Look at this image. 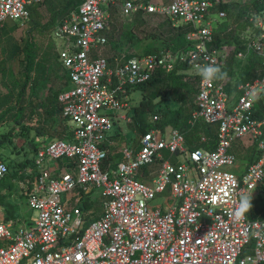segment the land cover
<instances>
[{"label": "built area", "instance_id": "1", "mask_svg": "<svg viewBox=\"0 0 264 264\" xmlns=\"http://www.w3.org/2000/svg\"><path fill=\"white\" fill-rule=\"evenodd\" d=\"M254 1L261 6L254 7L250 35L236 56L256 54L260 73L239 87L233 104L231 77L208 84L200 70L226 66L227 46L214 42L217 22L229 13L214 9ZM40 2L0 0V26L25 24ZM112 8L131 23L138 14L183 23L190 47L175 54L124 53L111 65L102 49ZM52 36L71 82L59 94L69 138L39 146L34 166L19 171L14 194L36 211L33 225L21 215L7 217L0 205V264H264V219L247 213L235 219L241 196L255 199L264 186V0H81ZM178 63L196 72L190 123L215 125V147L190 148L178 128L154 127L137 147H122L116 164L107 163L111 132L128 117L116 111H129L135 87L173 72ZM158 119L155 114L152 121ZM238 141L249 157L241 158ZM10 174L0 161V180ZM96 192L103 211L93 218L87 205Z\"/></svg>", "mask_w": 264, "mask_h": 264}, {"label": "rangeland", "instance_id": "2", "mask_svg": "<svg viewBox=\"0 0 264 264\" xmlns=\"http://www.w3.org/2000/svg\"><path fill=\"white\" fill-rule=\"evenodd\" d=\"M67 0H41L36 5L35 10L32 13L31 19L23 25L15 23L12 20H8L3 26H0V112L5 110L8 106L15 107L9 111L5 118L0 121V161H6L12 164V171L16 170L19 162L24 161L26 153L30 154L29 148L27 147V139L32 135V130L39 129L41 132H53L52 123L48 117L47 107L49 106L50 98H54V94L62 91L66 87L67 72L61 60L58 58L57 42L52 36L51 29H45L41 26H36V23L41 25L49 21L51 13L60 9L64 6ZM170 0H164L168 2ZM250 3L241 4V8H248L245 15L254 14L253 9L250 8ZM252 6V5H251ZM75 11V10H73ZM229 25V34L231 37H237L238 41L245 44L248 40L250 32L247 28L244 29L237 25V22L241 20H235L234 16L228 15L227 17ZM218 25V24H217ZM134 28V29H133ZM132 31V35L137 37L136 41H132L131 38L126 35L127 31ZM251 29V27H250ZM186 30V27L182 26V23L174 25L173 22L167 20L161 15H148L141 16L136 15L134 23H131L121 17L117 11L111 12V22L108 30L109 43L102 49V53L109 59L115 55L121 54V52L130 53H141L142 49H148L153 47L154 43L159 40H164L169 49L174 54L176 49L174 48V42L177 39V35ZM249 30V29H248ZM33 38L36 45V60L32 71L29 73L28 86L22 99L18 98V93L23 87L25 76L23 69L25 66L24 53L22 51L25 43L29 38ZM237 43H227L222 47L223 54L226 56V66L231 74L233 85L236 86V90L232 92V96H235L234 103L240 95L239 87L243 85L246 74L244 71L247 63L251 60L250 57L253 55L248 54L246 58H239L236 56ZM221 47V48H222ZM254 58V57H253ZM252 61V60H251ZM183 64L178 63L175 70L169 74H162L156 77L154 84L150 85L145 90V95L154 98L156 101L161 100L160 108L172 107L177 109L181 106L192 110L194 100L197 91V80L195 77L196 72L193 69L182 68ZM224 67V68H225ZM260 73V64L256 68L254 74L258 77ZM181 76H185L180 83ZM255 77V78H256ZM188 80V81H187ZM187 81V82H186ZM187 83V85L185 84ZM238 83V84H237ZM143 91L141 88L134 91L131 99V105L139 104L143 97ZM43 110L38 111L41 107ZM131 106V107H132ZM232 108L230 107V110ZM188 110V111H189ZM119 115H125L126 119H120L116 122L111 134L116 135L111 140L117 142V149H121L123 146L128 145L137 147L143 131L137 127L136 121L133 119L134 112L125 110L116 111ZM56 122L62 123L63 117L58 116ZM55 121V119H53ZM52 120V121H53ZM153 120V113L149 112L146 119L147 123ZM57 123L62 129V125ZM197 123L203 124L205 130L209 128V124L203 120H199ZM24 127V129H23ZM170 127V126H169ZM211 130H215L216 126H210ZM198 135L201 132V128H198ZM37 135V132L33 135ZM58 133H56L57 135ZM207 135H212V132L207 131ZM29 137V138H27ZM51 138L43 140L41 145H46ZM236 147L243 152L241 158L247 157L248 153L244 151L242 141L236 142ZM163 155L168 159L171 154L168 151H164ZM121 157V155H119ZM24 159V160H23ZM29 163V162H28ZM158 164L152 165L153 170L157 169ZM229 169L237 171L230 167ZM15 178V177H14ZM9 186L7 184H0V191H6ZM7 193V192H5ZM99 192L95 193L94 201L90 205L91 216L93 218L99 217L102 214V198L98 195ZM160 199L152 201V205L155 206L160 203ZM254 200L252 199V202ZM4 202V201H3ZM8 204L4 206L13 205L18 207L21 212L22 218L26 220V225L31 226L36 220V211L30 209L27 205L26 199L19 195L10 197L7 201ZM1 205L2 202H0ZM15 204V205H14ZM3 209L5 210V207ZM250 216L254 215V211L248 212ZM92 218V219H93ZM252 253V252H250Z\"/></svg>", "mask_w": 264, "mask_h": 264}, {"label": "trees", "instance_id": "3", "mask_svg": "<svg viewBox=\"0 0 264 264\" xmlns=\"http://www.w3.org/2000/svg\"><path fill=\"white\" fill-rule=\"evenodd\" d=\"M80 3H81V0H67L63 7H61L60 9L51 13V17H50L49 21H47L43 25H41L40 23H36V26H41L45 29H51V31H52L55 24L58 21L63 20L66 17H68L73 12V10H76L78 8ZM251 5H250L251 9H253V7L258 8L259 6H261L260 3H258L257 1H254ZM241 7L242 6L240 3L227 2V3L222 4L220 7L215 8L214 11L216 12V11H219L222 9L227 10L229 13V17L234 16L235 20H237V21L241 20L242 21L240 23L237 22V25L241 24L240 25L241 28L244 27V29L247 28V30H248V27L250 25H252V21L249 20L250 15H247L245 17V15L248 11V8H241ZM35 8H36V6H34L32 8L31 16H32V13L35 10ZM227 22H228V19L217 22L218 25L216 24L217 27L215 30L216 34H215V42L214 43L216 45L222 47L223 45L230 43V42H233L235 40V42H238L237 43V45H238L237 51L244 49L245 44H242L240 41H238L237 37H231L230 36L231 32L229 34L228 30L231 27L229 28V25H227ZM182 26L186 27V25L183 23H182ZM133 29H131L130 31H127L128 33H126V35H128L132 41H136L137 37L135 35L131 34ZM186 29H187V27H186ZM185 32H186V30L183 32L184 38L181 36L182 33H179L176 37L177 39H175L176 41L174 42V48L177 51H185L190 47L189 42L186 40ZM167 48L168 47L165 44V41L159 40L158 42L156 41V43H154L152 48L149 47L148 49H142L141 53H145V54L146 53H158V52L163 51V50L164 51L169 50ZM22 51L24 53V59L23 60L25 61V66L23 69L25 81L23 83L22 89L18 93V98H20V99H22L24 94H25L26 88L28 86L29 73L32 71L33 66H34V61L36 60V45H35V41L33 40L32 37L27 40ZM135 53H137V52H135ZM135 53H130V54L132 55ZM121 54H122V52H121ZM251 55H253L250 57V59L252 61L250 60L247 63V65L243 71L246 74V79H244V82L252 80L257 76V74L256 75L254 74V72H255L256 68L258 67V65L260 64V61L256 57V54L252 53ZM114 57H112V59L110 58L111 60L109 59L111 65H113L115 63ZM58 58H59V55H58ZM182 68L191 69V65L189 63H183ZM66 72H67V70H66ZM221 72L227 73V75L231 74V71H228V67L223 68L221 70ZM67 76L69 77L68 72H67ZM156 77L157 76L153 77L149 82L145 83L144 85H140V86L135 87L133 89V91L141 88L143 91V94H144L145 90L150 85L154 84V82L156 81ZM184 77L185 76L180 77V79H181L180 83L183 82L182 80L184 79ZM185 84L187 85V83H185ZM70 86H71V82H70V77H69V85L65 89L60 91V93L67 90L68 88H70ZM228 90L229 91L232 90L231 85H230V87H228ZM60 93L54 94V98L51 101H49L50 106H48L51 109L50 110L51 114L48 117V120L51 121L50 124L52 123L51 126L53 128V132L52 133L48 132L47 134L49 137H51L52 140L58 139V138H69V136L66 135L68 132V122H67L66 118L63 117L62 123L57 122L60 125H62V129H61V127H59V125H56L57 123H55V125L53 123V122H56V120H57L56 118H58V116H62V112H63V107H62L63 105L58 99ZM196 94H197V91H196ZM160 104H161V100L156 101L154 98L148 97L147 95L144 94L140 103L133 105L132 108L130 109L134 112L133 119L136 121L137 127L140 129V131H143V134L147 133L149 130L153 129L154 127L161 128L162 130H165L167 127L170 126V127L178 128L179 130H181L185 134L186 141H187L190 148H196V147L203 146V147H206L209 149H213L215 147L216 135H217L216 134V128H215V130H213V129L211 130L210 126H212V125H209V128H207L205 130V127H203V124H201V123H196V124L190 123L191 111L195 107L194 105H193L192 110H189L183 106H181L177 109H173L172 107H169V106L160 108ZM40 106L42 107V103ZM14 108L15 107L8 106L5 110L1 111L0 112V121H2L5 118L6 114ZM149 112H152L153 116L155 114H159V119L156 121H151L150 123L145 122L144 120L146 119ZM53 119H55V121ZM199 127L201 128V132L198 135L197 130ZM23 129H24V127H23ZM207 131H209V133L212 132V135H210V134L207 135L206 134ZM56 133H58V134L56 135ZM202 135L208 136L207 142L201 141ZM33 145L36 146V143L34 142ZM36 148H37V146H36ZM4 162H6V161H4ZM109 162H110V158L107 160V163H109ZM6 163L9 166V168L11 169L12 168L11 166L13 163H11V162L10 163L6 162ZM20 166H22V162H19V164L17 165L16 168H19ZM142 173H147V170H145V169L142 170ZM7 179L8 178L6 177V178L0 180V184H7V182H8ZM8 194H10L9 196H12L11 193H8ZM14 195L15 194L13 193V196ZM6 197L7 196L1 195V193H0V202H2L3 206L5 203L8 204V202H6L7 201ZM253 200H254L252 202L253 207L251 210L254 211V209H258L260 212L263 211L264 210V198L256 197ZM4 207H5L6 215L9 218H14L18 215H21V212H20V210H18V207H14L13 205L4 206ZM89 207L90 206L87 205V209H89ZM250 217L253 218L252 216H250Z\"/></svg>", "mask_w": 264, "mask_h": 264}, {"label": "crops", "instance_id": "4", "mask_svg": "<svg viewBox=\"0 0 264 264\" xmlns=\"http://www.w3.org/2000/svg\"><path fill=\"white\" fill-rule=\"evenodd\" d=\"M169 2V1H168ZM112 11H115L114 10V8H112L111 9V12ZM13 21V20H12ZM15 22V21H14ZM7 23V22H6ZM5 23V24H6ZM15 23H17V22H15ZM4 24V25H5ZM106 34H107V37H108V39H109V34L106 32ZM56 42H57V40H56ZM57 44V43H56ZM123 54L124 53H122V54H118V55H115V57H114V60H116V58H122L123 57ZM111 60V59H110ZM67 76V75H66ZM160 76V75H159ZM67 83H66V87L69 85V77L67 76V81H66ZM65 87V88H66ZM64 88V89H65ZM58 93H60V92H58ZM133 93H134V91H133ZM133 93H132V95H133ZM53 99V98H52ZM51 98H50V101L52 100ZM58 99H59V97H58ZM195 101V100H194ZM50 106V105H49ZM132 106V105H131ZM132 108V107H131ZM41 110H43V112H44V108H42V107H40L39 109H38V111H41ZM50 107H47V113L50 115L51 114V112H50ZM130 111V110H129ZM129 111H127V112H129ZM125 115H127V113L125 114ZM125 115H122V117L123 116H125ZM62 117H63V112H62ZM33 132L34 133H36L37 132V135H33ZM36 132H35V129L34 130H32V135L30 136V138L29 137H27V138H29V139H27V147L29 148V152H30V154H28V153H26V155H25V160L24 161H28V162H23V161H21L22 162V166H20L19 168H16V170L15 171H12L11 170V174L10 175H8L7 176V185L9 186V188L7 189H5L6 191H1L0 193H1V195H5V196H7L6 198H8V200L10 199V197H13V193H14V191L16 190V188L18 187V183H17V181H18V179L21 177L20 176V174H19V171L20 170H22V171H24V170H27V169H29V168H31V167H33L34 166V160H35V153H36V150H37V148L39 147V146H42L41 145V143L43 142V140H48V134H47V132H41V131H39V129H36ZM114 136H116V135H110V138H109V145H108V148H109V157H108V159L110 158V162L109 163H111V164H116L119 160H121L122 159V157H123V154H122V151H121V149H117V142H115V141H113V140H111ZM51 138V137H50ZM50 141H52V139L50 140ZM50 141H48V143L50 142ZM36 143V146H37V148H36V146H34L33 145V143ZM47 143V144H48ZM38 144V145H37ZM139 145V144H138ZM124 147V146H123ZM119 155H121V157H119ZM249 157V156H248ZM15 177V178H14ZM5 192H7V193H5ZM13 192V193H12ZM8 193H11V195L12 196H9L10 194H8ZM258 197H260V198H264V186L260 189V194H259V196ZM7 200V199H6ZM1 205V204H0ZM253 218H257V219H264V210L263 211H259L258 209H254V215L252 216Z\"/></svg>", "mask_w": 264, "mask_h": 264}, {"label": "clouds", "instance_id": "5", "mask_svg": "<svg viewBox=\"0 0 264 264\" xmlns=\"http://www.w3.org/2000/svg\"><path fill=\"white\" fill-rule=\"evenodd\" d=\"M200 75L203 77V82L211 84L214 79H225L227 73L221 72L219 67L215 66H205L200 70ZM252 198L246 194L242 195L240 198L239 205L235 211V219L240 222L245 219L246 213L252 209Z\"/></svg>", "mask_w": 264, "mask_h": 264}]
</instances>
